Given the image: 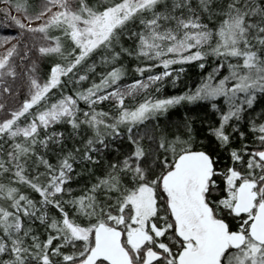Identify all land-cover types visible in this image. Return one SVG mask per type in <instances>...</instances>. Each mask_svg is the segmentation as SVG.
Masks as SVG:
<instances>
[{"label":"snow or ice","instance_id":"snow-or-ice-1","mask_svg":"<svg viewBox=\"0 0 264 264\" xmlns=\"http://www.w3.org/2000/svg\"><path fill=\"white\" fill-rule=\"evenodd\" d=\"M0 3V264H264V0Z\"/></svg>","mask_w":264,"mask_h":264},{"label":"trees","instance_id":"trees-1","mask_svg":"<svg viewBox=\"0 0 264 264\" xmlns=\"http://www.w3.org/2000/svg\"><path fill=\"white\" fill-rule=\"evenodd\" d=\"M4 7L5 5L0 3V9H3ZM4 31V29L0 28V39H2ZM13 31L15 30L13 29ZM196 80L197 76L193 75L192 73H189L188 76L182 82V89H173L171 86H168L163 91L166 94H176L181 90H186L187 87H193Z\"/></svg>","mask_w":264,"mask_h":264}]
</instances>
